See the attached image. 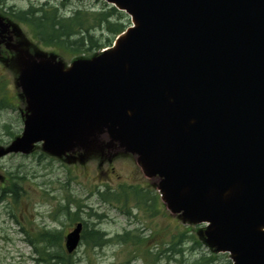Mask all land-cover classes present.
<instances>
[{
  "label": "water",
  "instance_id": "water-1",
  "mask_svg": "<svg viewBox=\"0 0 264 264\" xmlns=\"http://www.w3.org/2000/svg\"><path fill=\"white\" fill-rule=\"evenodd\" d=\"M133 25L110 49L66 67L20 53L24 130L0 158L43 143L59 157L109 142L136 155L173 212L207 223L232 264H264V0H106ZM20 51V52H19ZM0 57H2L0 53ZM83 223L65 237L73 253Z\"/></svg>",
  "mask_w": 264,
  "mask_h": 264
},
{
  "label": "rangeland",
  "instance_id": "rangeland-1",
  "mask_svg": "<svg viewBox=\"0 0 264 264\" xmlns=\"http://www.w3.org/2000/svg\"><path fill=\"white\" fill-rule=\"evenodd\" d=\"M45 2H64L66 6H60L65 16L79 8L113 6L105 0H0V15L16 27V41L29 55L57 50L42 45L33 30L13 15ZM121 13L125 25L131 26V16ZM103 37L104 32H95L96 39ZM104 39L101 47L88 48V44L81 51L70 47L55 53L69 67L76 59L93 58L113 46L114 42L108 45ZM19 56L13 50L10 57L0 59V146L4 148L24 130ZM104 143L59 157L46 152L40 142L29 154L0 158V264H47L42 250L70 255L74 264L232 263L229 253L217 252L207 242L204 224L173 212L137 158L122 149L111 152L110 158ZM8 187L15 193L9 190L3 195ZM137 188L149 192L150 198L135 193ZM106 191L117 195L104 198ZM77 221L85 222L84 239L74 253L68 254L64 237ZM96 229L103 233L101 242L87 237ZM45 230L58 234L59 243L41 240Z\"/></svg>",
  "mask_w": 264,
  "mask_h": 264
},
{
  "label": "trees",
  "instance_id": "trees-1",
  "mask_svg": "<svg viewBox=\"0 0 264 264\" xmlns=\"http://www.w3.org/2000/svg\"><path fill=\"white\" fill-rule=\"evenodd\" d=\"M60 5L62 7L66 6L64 2ZM60 5L50 4L49 2H45L40 6L31 5L28 9L20 10L13 16L17 20L26 23L42 45L55 48L56 52L58 50L64 51L70 47H77L81 51L88 44V48L93 46L101 47L106 43H100L104 38L110 45L113 39L127 27L122 20L124 17L123 13L115 7L102 8L101 10L79 8L72 15L65 16L61 12ZM96 31L104 32L106 37L96 39ZM16 185L14 184L13 187ZM9 190L14 192V188L12 190L11 187L4 188L2 191L3 195ZM107 195L116 196L115 193H108V191L102 193L104 198H107ZM102 235L98 230H92L87 233V237L93 242H97V240L101 242ZM40 239L48 240L50 244L59 243V235L50 230L42 232ZM30 242L33 243L32 241ZM42 252L43 260L47 264H74L70 255L50 253L46 252V250H42Z\"/></svg>",
  "mask_w": 264,
  "mask_h": 264
},
{
  "label": "flooded vegetation",
  "instance_id": "flooded-vegetation-1",
  "mask_svg": "<svg viewBox=\"0 0 264 264\" xmlns=\"http://www.w3.org/2000/svg\"><path fill=\"white\" fill-rule=\"evenodd\" d=\"M0 51H1V53L3 54V56H7V57H10V56H11V53H12V52L6 50V48H5L4 45H1V46H0ZM103 140L105 141V143H108V140H109V139H108L106 136H103ZM120 150H121V148H119L118 146H116V147L114 148V151H120ZM121 151H122V150H121ZM121 151H120V152H121ZM109 156H110V158H111V151H110ZM133 157H134V159H135V156H133ZM112 169H113L112 171H114V168H112ZM136 170H139V171H140V169H139L138 167L136 168ZM154 182H155V183L158 182L157 178H154ZM155 197L158 198V196H156V195H155Z\"/></svg>",
  "mask_w": 264,
  "mask_h": 264
}]
</instances>
